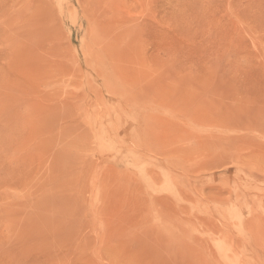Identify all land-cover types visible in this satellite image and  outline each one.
Here are the masks:
<instances>
[{
    "label": "rangeland",
    "instance_id": "rangeland-1",
    "mask_svg": "<svg viewBox=\"0 0 264 264\" xmlns=\"http://www.w3.org/2000/svg\"><path fill=\"white\" fill-rule=\"evenodd\" d=\"M0 264H264V0H0Z\"/></svg>",
    "mask_w": 264,
    "mask_h": 264
}]
</instances>
